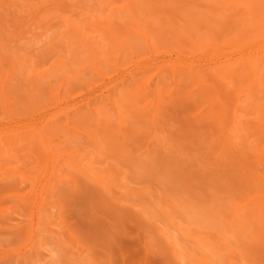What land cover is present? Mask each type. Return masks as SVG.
Masks as SVG:
<instances>
[{
	"label": "rangeland",
	"instance_id": "374dc122",
	"mask_svg": "<svg viewBox=\"0 0 264 264\" xmlns=\"http://www.w3.org/2000/svg\"><path fill=\"white\" fill-rule=\"evenodd\" d=\"M235 1L0 0V264H264V0Z\"/></svg>",
	"mask_w": 264,
	"mask_h": 264
},
{
	"label": "bare ground",
	"instance_id": "6f19581e",
	"mask_svg": "<svg viewBox=\"0 0 264 264\" xmlns=\"http://www.w3.org/2000/svg\"><path fill=\"white\" fill-rule=\"evenodd\" d=\"M235 4H239V1L238 0H236L235 1ZM250 9H251V7H250ZM244 41L245 40H238V41H235V42H233L237 47H240V46H242V45H244ZM224 50H226V49H224ZM218 51L219 50H217V48H215V49H213V50H208V49H206V52L209 54V55H214V54H216V53H218ZM262 58H259V57H257L256 56V54H252V55H242V57L241 58H239L238 60H237V62H235V64H237L238 66H236V68H235V71H237V70H242V71H245V72H248V73H250L249 74V76H250V78H252L253 79V82H255L256 81V83H259V72H260V70H261V67H262V65H261V60ZM221 65V67H220V69L222 70V71H224V70H226V65H225V62H223V63H221L220 64ZM242 68V69H241ZM234 71V72H235ZM125 106V105H124ZM127 107V106H126ZM233 130H236L235 128L233 129ZM232 130V131H233ZM242 222L244 221L243 219L241 220ZM205 259V258H204Z\"/></svg>",
	"mask_w": 264,
	"mask_h": 264
}]
</instances>
